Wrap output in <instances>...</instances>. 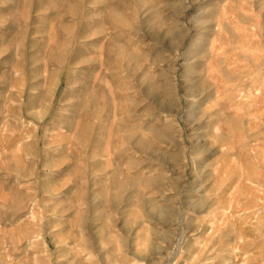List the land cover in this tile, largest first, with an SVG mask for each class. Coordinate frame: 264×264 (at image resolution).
<instances>
[{"label":"rangeland","instance_id":"obj_1","mask_svg":"<svg viewBox=\"0 0 264 264\" xmlns=\"http://www.w3.org/2000/svg\"><path fill=\"white\" fill-rule=\"evenodd\" d=\"M0 264H264V0H0Z\"/></svg>","mask_w":264,"mask_h":264}]
</instances>
